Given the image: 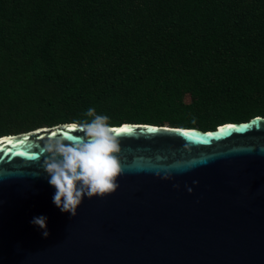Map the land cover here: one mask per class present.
<instances>
[{"label": "trees", "instance_id": "1", "mask_svg": "<svg viewBox=\"0 0 264 264\" xmlns=\"http://www.w3.org/2000/svg\"><path fill=\"white\" fill-rule=\"evenodd\" d=\"M264 117V0H0V136L85 119Z\"/></svg>", "mask_w": 264, "mask_h": 264}, {"label": "water", "instance_id": "2", "mask_svg": "<svg viewBox=\"0 0 264 264\" xmlns=\"http://www.w3.org/2000/svg\"><path fill=\"white\" fill-rule=\"evenodd\" d=\"M69 124L0 136V264H264V117L112 125L119 186L74 217L53 203L41 151L84 137ZM39 215L47 237L30 223Z\"/></svg>", "mask_w": 264, "mask_h": 264}, {"label": "clouds", "instance_id": "3", "mask_svg": "<svg viewBox=\"0 0 264 264\" xmlns=\"http://www.w3.org/2000/svg\"><path fill=\"white\" fill-rule=\"evenodd\" d=\"M83 115L85 119L69 125L83 132L84 137L76 136L68 142L50 137L41 150L48 154L42 163L47 182L56 189L52 201L61 212H69L73 217L85 197L115 191L119 186L116 179L122 172L116 155L120 146L113 135L110 118L97 114L92 107ZM46 221L44 215L34 216L30 221L43 229V237L49 235Z\"/></svg>", "mask_w": 264, "mask_h": 264}, {"label": "snow or ice", "instance_id": "4", "mask_svg": "<svg viewBox=\"0 0 264 264\" xmlns=\"http://www.w3.org/2000/svg\"><path fill=\"white\" fill-rule=\"evenodd\" d=\"M66 127H69V128H73L74 129V126H71V125H67ZM127 129H119V131H126ZM10 142V141H9Z\"/></svg>", "mask_w": 264, "mask_h": 264}]
</instances>
